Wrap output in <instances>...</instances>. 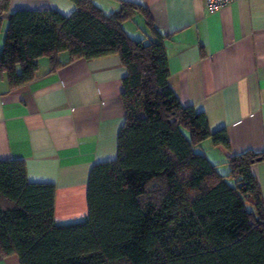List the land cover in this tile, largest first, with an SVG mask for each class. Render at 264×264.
<instances>
[{
    "label": "trees",
    "instance_id": "1",
    "mask_svg": "<svg viewBox=\"0 0 264 264\" xmlns=\"http://www.w3.org/2000/svg\"><path fill=\"white\" fill-rule=\"evenodd\" d=\"M105 13L91 0L8 14L0 73L10 87L31 81L38 59L116 54L126 69L125 118L114 159L92 165L86 215L54 219L55 185L25 178L22 160L0 159V254L19 264H264V198L251 164L263 151L227 156L226 173L198 150L210 138L204 111L182 105L169 82L166 36L146 8L127 0ZM9 0H0V28ZM136 10L151 33L134 39L122 27Z\"/></svg>",
    "mask_w": 264,
    "mask_h": 264
},
{
    "label": "crops",
    "instance_id": "2",
    "mask_svg": "<svg viewBox=\"0 0 264 264\" xmlns=\"http://www.w3.org/2000/svg\"><path fill=\"white\" fill-rule=\"evenodd\" d=\"M91 1L105 13L120 7L119 0ZM127 1L146 8L166 36L168 82L180 103L204 111L212 132L224 130L228 147L203 140L217 170L227 172L229 155L263 151L264 0H234L212 12L204 0ZM74 8L73 0H9L0 50L10 12L56 9L69 15ZM122 27L134 39L151 33L140 10ZM125 73L116 54L69 59L66 51L55 64L41 56L35 77L23 85L10 87L0 73V159L22 160L28 181L54 183L57 222L86 215L92 165L116 157ZM251 170L264 198V161ZM0 264H19L18 256L0 254Z\"/></svg>",
    "mask_w": 264,
    "mask_h": 264
},
{
    "label": "built area",
    "instance_id": "3",
    "mask_svg": "<svg viewBox=\"0 0 264 264\" xmlns=\"http://www.w3.org/2000/svg\"><path fill=\"white\" fill-rule=\"evenodd\" d=\"M234 0H204V4L209 11H215Z\"/></svg>",
    "mask_w": 264,
    "mask_h": 264
},
{
    "label": "rangeland",
    "instance_id": "4",
    "mask_svg": "<svg viewBox=\"0 0 264 264\" xmlns=\"http://www.w3.org/2000/svg\"><path fill=\"white\" fill-rule=\"evenodd\" d=\"M201 147H202V148H201ZM198 150H200L201 152H202L203 150H205V143H204V141L201 143L200 146H198ZM203 153H204V151H203Z\"/></svg>",
    "mask_w": 264,
    "mask_h": 264
}]
</instances>
